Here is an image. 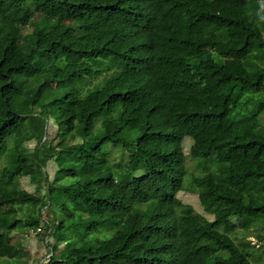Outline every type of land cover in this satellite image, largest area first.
Wrapping results in <instances>:
<instances>
[{
  "label": "trees",
  "instance_id": "trees-1",
  "mask_svg": "<svg viewBox=\"0 0 264 264\" xmlns=\"http://www.w3.org/2000/svg\"><path fill=\"white\" fill-rule=\"evenodd\" d=\"M263 92L264 0H0V261L258 262Z\"/></svg>",
  "mask_w": 264,
  "mask_h": 264
},
{
  "label": "rangeland",
  "instance_id": "rangeland-1",
  "mask_svg": "<svg viewBox=\"0 0 264 264\" xmlns=\"http://www.w3.org/2000/svg\"><path fill=\"white\" fill-rule=\"evenodd\" d=\"M9 31V30H8ZM53 89V86H48L46 88H44V95L43 98L47 97L51 90ZM264 94V92H263ZM262 122H264V120H262ZM47 132L49 134V139H52L54 136V132H55V127L52 126L51 124L49 125ZM33 144L31 143L29 145V147H31ZM191 145V139L188 137H185L183 140V153L186 155V165L188 168L189 173H193L195 174L196 172L198 173L197 167L195 162H193V160H191L189 158V148ZM119 147H117L118 149ZM112 155H114L116 158L118 156V150H112ZM125 157V155L123 156V158ZM198 161V160H196ZM5 164V161L2 160L0 161V169L1 167H3ZM46 171L49 175L53 174V165L51 163H48L46 166ZM190 183V177L187 174L184 179H183V187L185 188V186L187 185V187H189ZM19 186L20 188L27 190L29 192H35V186L31 184V182L29 181V179L27 177L21 178L19 179ZM198 193H199V189L198 188H187L185 191H181L177 194V198L184 204H188L190 206L193 207V209L195 210L196 213L202 214L204 215L208 220H211L212 217L208 214H205L198 202ZM108 233L106 231H101L98 235H96V242L103 239ZM21 235V233H20ZM255 235V231H251L250 233H244L241 230H237L232 236V238L238 240L240 238L246 237L247 240H249L251 242V245H254L255 249H254V257H256V255L260 256L259 261L255 262L252 261L253 264H264V255H262L260 252H256V248H257V240L256 238L253 236ZM19 234H15L14 235V239H18ZM22 242L24 243L26 249L29 251V253L31 254L32 258L34 260H42L45 261L48 257V252L46 251V247L44 244V241L40 240V238H38L35 234L30 233L27 234L26 236H24L22 238ZM88 246L92 247V249L96 248V244L95 243H90L88 244ZM0 264H14L11 261H0Z\"/></svg>",
  "mask_w": 264,
  "mask_h": 264
}]
</instances>
